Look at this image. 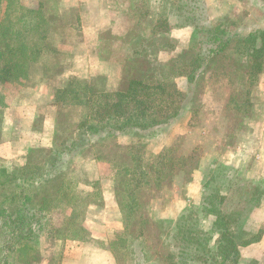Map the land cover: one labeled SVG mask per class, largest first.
I'll list each match as a JSON object with an SVG mask.
<instances>
[{
	"label": "rangeland",
	"instance_id": "1",
	"mask_svg": "<svg viewBox=\"0 0 264 264\" xmlns=\"http://www.w3.org/2000/svg\"><path fill=\"white\" fill-rule=\"evenodd\" d=\"M15 1L26 8L42 4L52 31L48 44L59 54L55 62L65 60L59 66L62 70L59 75L71 71L60 79L59 75L45 77L39 66L31 70L29 85L39 77L47 79L52 82L54 96L56 90L73 77L96 88L109 89L118 84L111 77L116 71L99 64L101 56L108 59L104 50H100L101 55L96 50L92 52L100 44V33L105 28L109 33L103 37L104 49L121 41L112 35L121 31V24L107 28L111 21L107 2L116 10L125 6L123 10L134 9L138 14L139 22L131 40L148 50L150 60L157 64L169 63L179 55L200 54L206 61L200 69L204 71L202 81L198 79L189 84L185 76L174 78L184 99L179 104L177 117L161 129L139 133L127 129L110 134L107 129L88 133L82 136L84 147L75 145L61 155L54 172L59 179L72 182L70 204L83 213L79 216L87 232L85 239L76 241L40 237L36 245L41 258L39 264H113L114 255L107 250V243L113 234L122 230L123 214L114 195V169L105 161L122 159L128 164L127 151L132 147L139 149L145 169L156 166L157 156L167 149H172L167 158L172 157L174 162L192 152L195 154L182 170L173 165L171 175H164L159 186H155L154 169L150 170L149 190L138 197L143 204L142 219L146 221L138 227L131 225L124 252L115 254L120 260L118 264H179L178 257L168 260L167 254L179 252L174 238L176 226L189 227V223L196 229L201 243L187 250L191 257H184L185 262L209 264L218 233L214 229V216L207 213L211 210L208 204L224 213L244 204L241 218L235 227L231 226L236 235L240 231L245 233L238 242H249L239 249L238 264H264V46L259 59L261 71L255 75L248 105L236 112V118H232L231 111L225 107H229L230 94L241 92L239 82L229 86L222 77L208 78L211 73L223 71L236 76L241 74L233 64L237 63L236 59L245 62L247 52L243 46L240 49L237 38L264 30V0H139L138 6L136 2L133 6L130 0ZM155 27L153 35L149 31ZM83 29L92 37L97 34L94 47L81 46ZM219 41H228L224 51L227 59L221 54L214 61L207 60L208 52ZM263 42L264 35L258 33L255 44L259 47ZM189 45L191 50L185 54ZM73 66L75 73L70 70ZM99 71L105 72L109 83ZM27 88L0 87V100L6 103L0 109V145L10 142L13 146L6 145L8 149L0 152V167L7 170L36 161L49 150L70 147L78 134L75 121L65 123L61 122L62 118L58 127H45L44 116L49 115V111L43 109L36 116L33 111L48 106L19 107L18 98ZM98 157L105 161H97ZM167 172L169 170L165 174ZM94 182H97L95 186ZM225 195L227 200L220 207V196ZM189 216H192L191 221L185 223L184 219ZM62 222L66 225L68 218ZM206 239L209 253L205 252ZM249 247L252 249L247 251ZM243 249L246 250L242 254ZM250 254L256 257L248 258Z\"/></svg>",
	"mask_w": 264,
	"mask_h": 264
},
{
	"label": "trees",
	"instance_id": "2",
	"mask_svg": "<svg viewBox=\"0 0 264 264\" xmlns=\"http://www.w3.org/2000/svg\"><path fill=\"white\" fill-rule=\"evenodd\" d=\"M137 1L139 0L129 2L133 6L136 2L135 6H138ZM124 7L116 10L108 2L106 6L111 20L107 28L121 24V31L112 34L121 41L113 42L104 49L103 37L109 33L105 28L100 33V44L92 49V52L96 50L99 54L103 49L107 54L109 60L101 56V61L105 63L101 67H112L113 72L116 71L111 77L120 84V87L117 84L112 85V89L96 88L87 81L69 78L56 90L53 107H39L38 114L43 109L49 111V115L44 116V121L50 120L54 128L59 126L60 118L61 122L65 123L75 121L74 127L78 131L76 140L70 147L49 150L42 158L27 161L20 168L7 170L0 167V264H39L41 258L36 245L40 237L47 239L65 237L73 241L85 239L84 233L87 230L80 219L83 213L79 212L77 206L70 204L73 199L72 182L59 179L54 172L61 162V155L69 152L75 145L84 147L82 136L88 133H98L107 129L108 134L123 133L127 129L137 131L135 133L161 129L177 117L181 108L179 104L184 99V95L173 82L174 78L185 76L189 84L198 79V82L202 81L204 71L200 69L206 61L201 59L200 54L179 55L169 63L157 64V61L150 60L148 50L143 49L140 43L133 44L131 36L136 33L138 14H135L134 9L123 10ZM50 29L41 3L36 7L26 8L15 0H0V87L21 90L27 88L30 86L31 70L37 66L42 67L45 77L57 76L62 72L60 67L65 60H59L57 64L55 62L59 54L52 49L55 47L48 44L52 34ZM156 29L157 27L149 32L155 35ZM258 33L264 35V30L250 33L246 38H237L240 49L243 46L247 52L245 62L243 59H236L237 63L233 64L241 74L236 76L223 71L211 73L208 77L212 79L222 77L229 86L236 81L241 85V92L227 97L229 107L225 109L231 111L232 118H236V112L240 111V108L248 105V95L254 84L255 75L261 71L262 62L259 59L264 42L259 47L255 44ZM218 43L208 52L207 60L209 58L214 61L215 57L221 54L227 59L224 51L228 41ZM190 50L189 45L185 49V54ZM104 73L99 71V75L107 80L108 76ZM4 106L6 103L0 100V109ZM61 145H64L63 142ZM171 152L172 149H167L161 153L157 156L156 166L150 165L148 169L141 163L139 149L134 147L127 151L128 164L122 159L105 161L97 158V161H105L114 169V195L123 214L122 230L113 234L107 243V250L114 255L113 264L120 262L115 254L124 252V243L131 225L138 227L146 221L142 219L140 211L143 204L139 202L138 197L149 190L150 183L147 177L151 176L150 170L154 169L155 186H159L164 175H171L173 165L182 170L195 154L192 152L189 156L174 162L172 157L167 158ZM166 170L169 172L165 174ZM96 184L97 182H94L93 186ZM226 200L227 195L220 196V207ZM208 205H211L209 206L211 210L207 213L214 216V229L218 233V238L214 242V255L208 263L238 264L239 249L249 242H238L245 233L240 231L239 235H236L231 226L235 227L241 218L244 204L226 213L212 204ZM66 217L68 223L65 225L62 220ZM191 217L185 218V223L190 222ZM136 220L138 221L135 222ZM197 235L192 224L189 223V227L177 225L174 238L179 252L175 255L168 253L167 259L173 260L178 257L179 264H186L184 257L189 256L187 250L193 246L198 247L201 243ZM205 241V252L209 253L210 251L206 250L209 242L207 239Z\"/></svg>",
	"mask_w": 264,
	"mask_h": 264
},
{
	"label": "crops",
	"instance_id": "3",
	"mask_svg": "<svg viewBox=\"0 0 264 264\" xmlns=\"http://www.w3.org/2000/svg\"><path fill=\"white\" fill-rule=\"evenodd\" d=\"M82 40L83 42H81V46H85V47H94L97 44V34L95 33V37H92L88 30L83 29V33H82ZM80 44V43H77ZM73 47H75L74 45H72ZM74 61V58H73ZM99 64L101 66H104L105 63H103L102 61H99ZM80 69V66L79 68ZM70 70H72L73 73H75V67L73 66ZM69 71V70H68ZM64 71L61 75H59L60 79H63L65 76V73H70L71 71ZM64 83V82H63ZM52 82L44 79V78H37L35 80V83L33 85H30V87H28L25 91L24 94L22 96H20L18 98V106L19 107H36V106H48L49 108H52L54 105V90L51 87ZM9 107V106H8ZM7 107V108H8ZM34 116H36V114L38 115V108L35 109L33 111ZM45 127H50L53 128L52 124L50 123V120H46L44 123ZM53 132V131H52ZM3 145L2 148H0V152L2 151V149H4L5 151L12 146V144L10 142L7 143H3L1 144ZM0 145V147H1ZM6 145H9L8 147ZM9 151V150H8ZM7 153V152H5ZM4 153V154H5ZM4 156V155H3ZM259 244H257L258 246ZM247 251H250V249H252L251 247L246 248ZM246 249L241 250L242 254L244 253V251ZM244 257V255H242ZM256 256H254V254H250V256H248V258H255Z\"/></svg>",
	"mask_w": 264,
	"mask_h": 264
}]
</instances>
